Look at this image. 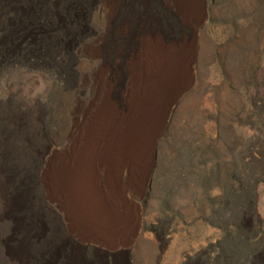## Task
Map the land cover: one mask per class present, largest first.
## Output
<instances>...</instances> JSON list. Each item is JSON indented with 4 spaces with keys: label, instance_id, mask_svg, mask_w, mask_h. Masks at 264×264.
<instances>
[{
    "label": "rangeland",
    "instance_id": "1",
    "mask_svg": "<svg viewBox=\"0 0 264 264\" xmlns=\"http://www.w3.org/2000/svg\"><path fill=\"white\" fill-rule=\"evenodd\" d=\"M204 2V24L189 26L171 1L157 0L181 29L176 36L153 13L150 0H103L94 18L97 35L79 52L80 82L75 91L51 74L0 65V133L3 127L5 139L13 145L14 119L39 126L46 142L45 162L50 150L64 144L66 129L74 134L76 121L86 118L78 112V104L98 81L109 82L118 95L122 93L128 64L136 60L145 42L155 37L198 40L195 86L176 104L159 133L157 165L139 200L141 254L84 246L67 231H60L49 243L42 225L34 232L12 219V200L0 173V264H30L32 252L38 251L51 252L55 264H184L188 257L220 242L221 228L228 222L235 225L237 201L234 198L227 208L226 195H240L243 186L250 189L264 169V163L256 161L264 154V0ZM189 3L197 6L196 0ZM3 146L0 137V152ZM258 211L264 220V182L258 185ZM10 223L24 228L28 237L4 230ZM61 245L72 248L63 260ZM87 247L95 258L85 257ZM156 247L157 253L152 249ZM112 254L117 255L112 258Z\"/></svg>",
    "mask_w": 264,
    "mask_h": 264
},
{
    "label": "crops",
    "instance_id": "2",
    "mask_svg": "<svg viewBox=\"0 0 264 264\" xmlns=\"http://www.w3.org/2000/svg\"><path fill=\"white\" fill-rule=\"evenodd\" d=\"M169 1L186 25L204 24V0L195 7L190 0ZM197 54L198 40H148L128 64L122 93L98 81L78 104L86 118L49 151L42 172L46 198L84 246L141 254L139 200L157 165L159 133L195 86Z\"/></svg>",
    "mask_w": 264,
    "mask_h": 264
},
{
    "label": "trees",
    "instance_id": "3",
    "mask_svg": "<svg viewBox=\"0 0 264 264\" xmlns=\"http://www.w3.org/2000/svg\"><path fill=\"white\" fill-rule=\"evenodd\" d=\"M102 6L103 0H16L12 4L2 0L0 65L48 73L68 89L77 90L80 82L79 52L97 35L94 18ZM151 8L154 14L162 17L173 34L182 33L177 22L162 6L154 3ZM12 123L13 134L17 135L13 145L5 139L3 127L0 133L4 145L0 152V173L7 182V193L12 200V219L34 232L42 225L47 232L46 240L53 243L60 231H66V227L62 216L52 210L42 185L46 143L42 139V129L39 126L32 128L20 118ZM263 155L261 153L257 157V163H264ZM260 176L250 189L243 186L240 195L234 192L226 195L227 208L236 198L237 222L235 225L228 222L221 228L224 238L220 242L188 257L184 264H264V220L258 211V185L264 182V169ZM1 197L0 194V211L3 209ZM231 227H234V232L230 231ZM3 229L8 232L15 230L21 238L28 237L24 228L13 223L6 224ZM30 238L32 240L33 235ZM89 250L87 247L85 257L95 258L94 252ZM71 253L70 245L60 246L61 260ZM126 253L131 259V253ZM31 257L30 264H55L51 252H32Z\"/></svg>",
    "mask_w": 264,
    "mask_h": 264
},
{
    "label": "flooded vegetation",
    "instance_id": "4",
    "mask_svg": "<svg viewBox=\"0 0 264 264\" xmlns=\"http://www.w3.org/2000/svg\"><path fill=\"white\" fill-rule=\"evenodd\" d=\"M150 2H151L152 4H154V3H157V0H150ZM119 40L121 41V39H119ZM126 43H128V45H129L131 42L127 41ZM117 49H118V46H117V45L115 46L114 49H112V51H113V53H114L115 55H116Z\"/></svg>",
    "mask_w": 264,
    "mask_h": 264
}]
</instances>
